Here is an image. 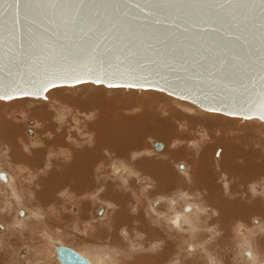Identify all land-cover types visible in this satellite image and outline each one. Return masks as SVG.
Returning a JSON list of instances; mask_svg holds the SVG:
<instances>
[{
  "label": "rangeland",
  "instance_id": "obj_1",
  "mask_svg": "<svg viewBox=\"0 0 264 264\" xmlns=\"http://www.w3.org/2000/svg\"><path fill=\"white\" fill-rule=\"evenodd\" d=\"M99 87H103V88H100V90L88 92V93H86V90H83L84 92H80L81 90H79L78 87L75 89L72 87H65V89H64V87H61V88H57L56 90L62 91V94L66 97H69V98L73 97V100H72L73 108H81L82 105L85 106L88 104H89V106H90V104L95 105V103L99 102V104L100 105L102 104V105L101 106L96 105V106L101 108V109L103 106L110 107L111 104H114V106L120 105V107H121L119 110L120 114H118V116H116V112H115L116 117L113 115V116H111L112 118L120 117V115L123 116V114L124 115L125 114L130 115L132 117L136 116V118L139 115H141L142 118L138 119L139 124H134V125H136L135 127H137L139 130L146 128L145 126L149 127V125L151 123L152 124L154 123V124H156V126L158 125V129H155V128L154 129L159 131L160 130L159 124H161L160 125V128H161L163 125L162 121L165 122V119L172 117L170 119H172L174 122L172 121L171 122L172 124L170 123L169 126L172 127L171 130L172 129L174 130V131L172 130L173 131L172 134H174V135L176 134L175 137L173 139L172 138L169 139V137L172 134L168 135L167 137H160V136L157 137L156 136L157 133H154L155 134L154 135L153 132L150 131V133H152V134H149V135L147 134V137H146L147 140H145V143H144L145 146L144 147L136 149V150L134 149L133 151L129 152L128 151L129 148L140 145L143 142L130 143V140H127L126 143L123 144L125 146L124 148L126 149L125 154L124 155H122V154L116 155V154L110 153L107 149H103L102 151H100L99 149L95 148L96 143H97L95 131H93V132L88 131L87 134L91 135L90 138L89 137L84 138L85 132L83 130H82V132H78V131H76V129H74L75 134L69 135L70 127L72 125V120H70V121L66 120L64 122H54V124H55L54 127L51 126L50 131H52V133L50 132V138H44V140H38V139L36 140L37 136L39 137L37 132L40 131V127L36 126V119L29 115V118L26 119L25 117H21L20 119L18 118V120H19L18 121V120L13 119L14 117H13L12 113L15 111L21 112V110L25 109L24 106H27V108H28V106L30 104L31 105L34 104L33 105L34 107H36L37 109H41L42 104H44L45 102H43L42 104H39V102H38L36 104L37 105L36 106L35 103H33L31 99L37 98L39 101H48L49 99H51L49 97L56 98L57 93L55 94V96H53L54 94H52L50 96V94L47 93L48 99H43L41 97H32V96L12 98V99H7V100L6 99H0V164H1V167L3 168L2 170L6 173L8 172V173L12 174L13 176L16 174L19 175V177H20V180L18 181L19 193L16 192L14 196L16 197V196L20 195V203L22 204V206H24V208L26 207V209H28L29 211L40 212L42 217H41V219L38 218V220L40 219L39 220L40 222L47 221L51 225V229H49L47 226L40 229V227H42V224L35 223V225L36 224L40 225V227L38 225H36L39 228V230H37V228L35 229L34 225H33V227H34L33 228L32 224H34L33 221L36 220V217L32 215L31 217H32L33 221H29L30 223L27 226H24V227L22 226L19 228V231H16V230H12L11 228H9L8 222L0 221V232H1L0 233V264H37V263L38 264L39 263L40 264H59V261L57 258L55 260L54 259L48 260L47 258L45 259L46 256L44 257V256H42V254L40 255L39 253L34 252V248L36 249V247H39L40 244L42 243V241H44L42 239V237H44L43 233H46L48 235V237L50 239L54 240L55 242H59L60 244L62 243L66 246L68 245L69 247H72V248H73V246L79 247L78 245L82 244L83 241H85V242L91 241L95 245H97L98 249L99 248L104 249L102 252H104L105 249L108 250V246L110 248L108 251H110V250L118 251V249H117L118 246H116L117 244L118 245L122 244V245H124L125 248H127V245L129 244L128 248L133 250L132 252L135 251L137 254H133L134 256L127 255L128 257H126V258H124L125 254L124 255L122 254L123 257H122V255H120L119 258H124L125 260L128 258L126 261L123 260L122 264H170V263L171 264H185V263L186 264H217V262H218L217 260H219V258L222 259V262H223L220 264H232V263L237 264L234 261L235 260L234 258H237V257H235L233 255L235 252V247H234V243L232 241V237H234V235L237 236L236 232H235L237 230L236 229L237 226L240 224H243V225L248 227L250 222L252 223V221H253L252 219H254L253 224H255V225L260 226L262 223H264V214H263L264 213V197H263L264 196L263 195L264 183H262V182H264V179H262V181H261L260 177H258L259 179L256 177L257 180L254 181L255 185H257V184L261 185L260 187L257 186L256 189H259V191H261L262 194L257 195V196L252 194V196H250V195H248L249 191L247 190V188L245 186L246 184L240 183L239 179H237V180L235 179L234 180L235 182L233 181V182H223L222 183V181L221 182L218 181L219 179L217 178V181H218L217 185H219L220 188L223 189L225 192H227L229 189H230V191H231V189H234V190L238 191V193H236L235 195H232L233 197L230 194H228L229 196L227 194L226 195L224 194L223 198H225V201H226V202L224 201L225 204H223V201H221L222 204L221 203H219V204L222 205V207H220L219 205L212 207L209 204L213 203L212 205H214L216 202L205 198L206 192L203 189H206V188L202 187L204 182L203 183L199 182L200 184L195 183L194 184L195 186L198 185V187H196V188L193 184H191V182H190L191 179H189L190 177L188 175L192 174L190 169H193V168L190 166H193V164L191 165V162H188V161L194 162L195 158H198V156L202 153L203 150H207L206 151L207 153L205 154V159L202 160L203 164H205V166L209 169V166L207 165V163H209L210 166L212 165L211 168L213 169V173L216 172L217 167H216V171H215L214 165L218 166V164L221 163L220 161H221V158H223L222 155L224 154V152H223L224 148L222 147L223 148L222 149L221 146L220 147L216 146L217 142H214L213 140L211 141L210 139L215 138V137H222L221 138L222 140L224 138L223 141H225V138L233 140V138H231L232 133L228 132V130H232L233 128H236L238 130L240 128L239 127L240 123L238 122V120L241 117H236L239 119H237V122H235L234 124L230 123V122H226V121H213V123H214L213 124L211 121V123H212L211 125L217 126V130H216V129H214V127L208 126L209 123H206L203 121H201L200 123H192L191 120L189 121V119H191L194 115H196L194 113V111H192V109L190 110V108L193 107V109H194L197 106L194 105L192 102H189L187 100H184V101H187L186 105L184 107H181L182 105L176 106L174 102L173 103L169 102L168 99H170L172 96L168 95L165 92H159V91L153 90V89H151V90H153L156 93H159L161 96H165L167 98H164V97L162 98L161 96H157V95H152V97H145V98L141 97L142 96L141 92L146 91L144 89L142 91H140L141 89L135 90L134 88H132V89L126 88V89H121L120 93H118V94H112V93L107 92L108 90L106 88H104V86H99ZM85 88L89 91L92 90L89 86H86ZM67 91H69V92H67ZM71 91L72 92L74 91V92L72 93ZM27 98H30V99H27ZM176 99H178V98H176ZM25 101L27 102L28 105L25 103ZM125 102H127V107L123 108L122 103H125ZM151 104H153V105H151ZM172 104L174 107L172 106ZM156 105H158V107ZM159 105H161V106L159 107ZM188 105H189V107H188ZM19 106L22 107V109L18 108ZM168 106L173 107L176 110L178 109L179 112L181 111V113H183V114H181L182 119L185 118V120H182L181 118H178V117L174 118L172 116L173 115L172 113L169 114L168 112H170V108ZM161 107L164 109H162ZM187 107L189 110H185ZM168 108H169V110H168ZM182 109L184 111H187V112H183ZM198 109L202 110L201 108H198ZM9 110H11V111H9ZM99 110H97V114L95 117H93V116H92L93 118L91 117L94 120V122H96L98 120L99 115H101L98 112ZM164 110H166L167 112H165ZM202 111H204V110H202ZM26 114L27 113H25V115ZM184 114H186V116ZM219 115H222V114H219ZM189 116H191V117H189ZM223 116H225V114ZM105 117H106L105 120H107V121H109V119H111L110 117H108L106 115H105ZM125 117H127V116H125ZM227 117L234 119L233 117H230L228 115H227ZM94 118L95 119L97 118V119L95 120ZM187 118H188V120H186ZM210 118H212V117H210ZM6 119H8V120L6 121ZM92 119H89L87 121L89 123H92L93 122ZM26 120H33V123L35 122V124H33L31 121L26 122ZM18 123L20 124V126ZM152 124H151V127H152ZM220 124H222V125H220ZM66 125H70V127L66 128ZM134 125H133V127L131 126L132 129H134ZM143 125H144V128H142ZM187 125H188V127H187ZM189 125H192V127ZM58 127H59V129H58ZM151 127H149V128H151ZM255 127L258 129H254L253 131L256 132L257 134L260 133L259 136L257 137L259 139V140H257V146H258L257 148L260 149V150H258L259 151L258 154L260 155V157L263 156L262 158L259 159V155L257 154V158H255V160L258 159L257 163L258 164L261 163L260 167L262 169H260L259 172H261L263 174L264 173V162H263L264 161V140L262 138H264V121L259 119L258 122L255 123ZM13 129H15V130H13ZM60 129L62 130V133L64 134L63 135L64 141L60 140V136L62 135V134H59ZM184 131H186V133ZM140 134H141L140 136H143L142 133H140ZM197 135H200V136L198 137ZM207 135H208V138H207ZM152 136H154V137H152ZM28 138L32 139V145H29L27 143ZM208 140H210V141H208ZM34 141H36V143ZM37 141H41L42 144H38ZM234 141H236V140H234ZM245 141H247V142H245ZM254 141H255L254 137H251V138L248 137L246 139H242V140H239L237 142L241 145V147L245 146L244 150H249V149H251V146H254ZM259 141H260V143H259ZM156 142H162L163 146L160 149H157L155 146ZM207 143L212 144V146H213L212 149H211V147H209V148L207 147L208 146ZM24 146H27L29 149L26 150V148ZM262 146H263V148H262ZM84 147H87V150H94V152H96V154L98 155V160L100 159V160L107 162V163H103V162L98 163L100 160L98 162H97V160H94L95 166L93 167V171H95L100 165L104 169L99 170V171L98 170L95 171L96 174H95V172L91 171L94 174L93 177H96V179L94 180V178L89 176L86 179V182H87L86 189L79 188V189H77V191H73L72 187H70V186H66V187L62 186L63 188L60 187L58 190L56 188L52 189V191H50V193H53V194L49 195V192L47 190H48L49 185L51 184V180L48 178V176L52 177V175L51 174L48 175V173H50L51 172L50 170H52L54 168H52L50 166V169H46L45 160L49 159L48 155L53 154L54 156H59V153H62V154H60V157H62L63 155L68 154L69 153L68 150H70L71 148H73L74 150H83ZM60 148L63 150L60 151ZM167 148L170 149L171 151H172V149L174 152L176 151V155L174 156V155H170V154H164V152L167 150ZM40 150H44L46 156L44 155L41 160H39L38 162H35L34 166H31V165L25 166L28 162L30 163V162H34L36 160V152L40 151ZM208 150L210 151V153H208L209 152ZM54 151H57V153H55ZM178 152H182L183 154H181L179 156L177 154ZM199 152H200V154H199ZM212 152H213V154H212ZM222 152H223V154H222ZM156 153L161 154V156L157 159V164L156 165L148 164L145 161V159L151 160V157L155 156ZM260 153H263V155H261ZM111 155H112V157H111ZM250 158H251V156L249 155V157H247V162H249V160L251 162ZM57 159H59V158H57ZM60 159L62 161L61 164L66 163V161L63 160V158H60ZM160 159L163 161L164 164H167V166L163 167V169L160 166V162H162V161H160ZM219 159H220V161H219ZM139 161L144 162L145 166H149V167H146L147 169L145 167L136 168V169H139V172L137 173L136 176H130L129 177V180H130V181H128L129 184L127 183L125 185V187L122 186L123 184L120 183L119 179H118L119 181L116 179L117 177L121 178L123 176H114L111 174V172L109 174V175H111V177L108 176V181H107L109 184L108 187H107V184H104V183H107L106 182L107 178L104 179L103 176H104V174L105 175L107 174V173H105V171H109V170L111 171V165L120 164V165L125 166L127 169H129V171H131V169L128 168L127 163L132 164V163L136 162V164H137V162H139ZM215 161H217L218 163ZM179 164H185L186 168L182 169L179 166ZM248 165H244V168L245 167L250 168L249 166L251 165V168L255 169L251 163L249 166ZM255 167H257V166H255ZM78 169H79V171L82 172L83 170L86 169V167L85 168L78 167ZM136 169H135V172H136ZM235 169H238V168H235ZM245 170H246L245 172L241 173V171H242L241 170L239 172L236 171L235 174L234 173L233 174L235 176L238 175L236 177H239V178L243 177L244 179H246L247 176H249V174H246V173H248V171H247V169H245ZM187 171L189 173L190 172L191 173L187 174ZM56 172L60 173V171L57 170V168H56ZM161 172H162V174H161ZM52 173H53V171H52ZM153 173H155V174H153ZM97 174H99V177ZM244 174H246V175H244ZM112 176L116 177V178L114 179ZM138 176L143 177V179L140 180L141 177L139 179ZM153 176H155V177H153ZM53 177L55 178V175ZM91 179H92V181H91ZM131 179H132V181H131ZM113 181H114V184L116 183V187H115V185L112 186ZM121 181H124V180L121 179ZM3 182H5V181L3 180ZM88 182H89V184H88ZM134 183L136 186L134 185ZM182 183H184V185H182ZM224 183H226V184H224ZM231 183H233V186ZM150 184H151V186H150ZM220 184L221 185L224 184V187L222 188ZM103 185H106V186H103ZM139 185H140V188H139ZM190 185H193V186L190 187ZM129 186H131V187H129ZM141 186H143V187H141ZM144 186L146 188H144ZM57 187H59V185H57ZM132 187H134V191H136V192L139 190L140 196H138V199H137V197H133V196H136V194L133 193ZM108 188L111 191V193H109L110 191L108 190ZM146 189L148 190V193H147ZM206 190H208V189H206ZM15 191H17V190H15ZM141 191H142V193H141ZM62 192H65L66 194L63 195V194H61ZM77 192L78 193L82 192V194L77 196V194H78ZM121 192H122V194H124L123 196L120 195ZM197 192H198V194H197ZM115 193L119 194V195H116ZM126 193H128V194H126ZM181 193H184L185 195L182 197ZM47 195H49V196H47ZM112 195H114V196L111 197ZM129 195H131V196H129ZM157 195H158V197H157ZM14 196H13V198H14ZM50 196H51V198H49ZM187 196H190L192 198L194 197L193 200L197 204L198 209L193 210L195 212L197 211L195 213L196 219L191 220L188 223L189 228L184 230V232H183L184 234L183 233L177 234V235L172 234V232H174L175 230L172 231V229L170 227L171 224H168L163 217L159 218V216L158 217L155 216L156 214H153L151 209H154V207H158L159 209L161 208L160 210L164 211L165 210L164 208L166 207V205H165L166 203H164V202L170 201V197H171V199L172 198L178 199L179 197H180L179 199H181V198H185ZM124 197H126V198H124ZM150 197H152L153 199L151 198V200H150ZM112 198L113 199L117 198V200L116 201L112 200ZM155 198L157 200L158 199L162 200V205L160 204L161 206L160 205L159 206L153 205L152 202L156 201ZM163 198H164V200H163ZM55 199H57L58 201H56ZM154 199H155V201H153ZM7 200L11 201V197L8 193L5 197L0 194V206H3ZM255 201L262 203V204H260L261 206L259 205L260 211H258V213H255L254 215L251 214V216H250V213H251L250 206H252V204L254 205ZM15 202H17V200H15ZM115 203H117V204H115ZM114 204L116 205V207L112 208V206H115ZM205 204H207V206ZM103 205H105V206H103ZM117 205L119 206V208ZM199 206H200V208H199ZM205 206L210 207L211 209L212 208L216 209L218 212H215L216 214H214V212H210V208H205ZM19 207H21V205ZM101 207H106V209L110 207L112 209L115 208L116 210L115 209L111 210L109 208V209H107L108 211H111V212L113 211L112 213H110V212L108 213L109 216L106 215L107 211H105L106 213H104L103 215H100V214H98V212H99ZM228 207H229V209L231 207H233L230 209L232 212L228 209ZM245 207H249V208L247 209ZM220 208H222V209L219 210ZM226 208H227L228 212L225 210ZM200 209L205 210V212L209 210V212H207L208 214L204 213V212L201 213L202 211ZM59 211L61 213L56 214V212H59ZM119 211H121V212H119ZM193 211H191V212H193ZM198 211H200V212H198ZM219 212H221V213L219 214ZM229 212H231V213H229ZM139 213L145 214V217L143 215L142 219H141V217H140L141 215ZM211 213H213L214 215ZM29 214L31 215V213H29ZM62 214H63V216H61ZM110 214H111V216H110ZM221 214H223L225 216V219L223 216H221ZM230 214H231V216H230ZM242 214H243V216H242ZM11 215H12V212H11V214H9L10 217L8 216V221L11 220ZM235 215H236V217H235ZM262 215H263V217H262ZM219 216L222 218H220ZM229 216H230V218H229ZM112 217L114 218V220ZM95 218L97 221L94 220ZM110 219L112 220V223L108 222V220H110ZM130 219H131V221H130ZM255 219H261L260 223H259V220L256 221ZM121 220H123V221L121 222ZM158 220H160V222ZM161 220L164 223L161 222ZM211 220H212V222H211ZM213 220H215V222ZM205 221H206V224H205ZM101 222H103L104 224L107 222L105 224L107 227L100 225V224H102ZM219 223H220V225H219ZM165 224H168V225L166 226ZM56 226H59L60 228L62 227V230L64 232V233H62L63 234L62 237L65 238L66 240L62 239V237H56L53 234V230H55L54 227H56ZM31 227H32V230H31ZM95 227H96V229H95ZM193 227L195 229H193ZM216 227H217V229H216ZM221 227L223 228V231H222ZM141 228H143L144 230L143 229L141 230ZM146 228H148L149 230ZM167 228H169L170 230L168 229V231H166ZM224 228H226V229H224ZM48 229L49 230L53 229V230L49 231ZM100 229L101 230L102 229L107 230L106 236H101V237L98 236L97 237V235H98L97 232ZM156 229H158L159 232ZM215 229H216V231H215ZM9 231H11V232H9ZM170 231H171V233H170ZM245 231H246V229L243 228L242 233ZM67 232L72 234V236L70 235L71 237L70 236L67 237L66 236ZM157 232H158V234H157ZM197 232H199V233L197 234ZM206 232H207V234H206ZM215 232H217V234L219 235L218 237L215 234ZM126 233L130 234L132 237H130V235L128 236V234H126ZM145 233L146 234L149 233L148 234L149 236L146 235ZM159 233H160V236H159ZM224 233H225V235L227 234V236H228V239L226 236L227 242L223 239L225 236ZM46 234H44V235H46ZM191 234L196 239V241L198 240L200 242V239L207 240L204 243V245L206 243H209V244H207L208 247H209V245H210V247H212L213 245L216 244V246H214L212 248V251H213L212 256H209V255L206 256V254H205V256H206L205 257L201 253V251H203V250H201V251L199 250L197 252H191L190 249L187 248L189 242L194 239ZM202 234H204L205 236ZM125 235L128 237H126ZM137 235H141V236H139L137 238ZM161 235L163 237H161ZM147 236L149 238H147ZM199 236H200V238H199ZM119 237L121 238V240L119 239ZM123 237H125V239ZM130 238H131V240L134 241L133 243L130 240ZM146 238L149 241H147ZM160 238H162L161 240H164L163 243L160 242ZM169 238H171V239H169ZM220 239L221 240L223 239V242ZM263 239H264V234L260 236V240L257 238V240H258L257 243H260L259 245L264 248ZM118 240H120L122 243ZM184 240H186V241H184ZM145 241H146V243H145ZM168 241L170 243H168ZM220 241H221V243H220ZM44 242H47V240ZM116 242H117V244H116ZM152 242H158L159 247H157V246L154 247V244H152ZM112 243H114V245ZM141 243H142V245L145 243L143 245L145 247V249L143 248L144 250L141 249L142 248ZM175 243H176V246H175ZM210 243L211 244L213 243V244L211 245ZM223 243L225 244V246ZM226 243H228L229 246ZM10 245H12V246H10ZM48 245L49 244L47 243L46 246H48ZM146 245H147V249H146ZM218 246H220V248H217ZM132 248H134V249L136 248V249L134 250ZM155 248H157L156 249L157 251L155 250ZM163 248H165V249H163ZM114 249H116V250H114ZM222 249L224 251H222ZM107 250H106V252H107ZM140 250H142V251H140ZM175 250H176V252L174 253ZM219 251H221V252L219 253ZM178 252H180V253H178ZM214 252H215V254H214ZM139 253H140V255H139ZM187 253L188 254L190 253L192 255H190V254L187 255ZM152 254L154 255V257L152 256ZM220 254H222V256ZM157 255L159 256V258H157L158 257ZM230 255H231V258H229ZM150 256H152V257L150 258ZM161 256H163V257L161 258ZM195 256H196V258H195ZM198 256H199V258H198ZM131 257H132V259H131ZM203 257H205V258H203ZM213 257H214V259H213ZM39 258L43 259V262ZM176 258L177 259L179 258V260H177ZM182 258H183V260H182ZM211 260L214 262H212ZM31 261H33V262H31ZM172 261H173V263H172ZM44 262H46V263H44ZM118 264H121V261ZM218 264H219V262H218ZM243 264H245V263H243Z\"/></svg>",
  "mask_w": 264,
  "mask_h": 264
},
{
  "label": "water",
  "instance_id": "obj_2",
  "mask_svg": "<svg viewBox=\"0 0 264 264\" xmlns=\"http://www.w3.org/2000/svg\"><path fill=\"white\" fill-rule=\"evenodd\" d=\"M76 2L0 0V96L7 100L28 92L43 98L46 93L33 84L46 73L67 71L71 75L56 78L57 84L70 85L77 77L92 83L103 79L104 86L148 84L150 89H136H163L207 111L264 121V0ZM75 8L103 19L105 30L111 23L118 29L104 40L116 52L105 57L102 68L84 54L67 56L59 46L71 35L63 21ZM225 59L227 66L218 70ZM0 178L7 180L4 171ZM55 248L62 264H92L72 247Z\"/></svg>",
  "mask_w": 264,
  "mask_h": 264
},
{
  "label": "bare ground",
  "instance_id": "obj_3",
  "mask_svg": "<svg viewBox=\"0 0 264 264\" xmlns=\"http://www.w3.org/2000/svg\"><path fill=\"white\" fill-rule=\"evenodd\" d=\"M86 86H89L92 90L91 91H89V90H87L85 87ZM100 85H96V84H94V83H92V82H88V83H84V84H80V85H78V86H76V87H72V88H79V90H81L80 92H84L83 90H86V93H88V92H93V91H97V90H100V88H103V87H99ZM104 86V85H103ZM104 88H106L108 91L107 92H109V93H112V94H118V93H120V91H121V89H126V88H118V89H110V88H107L106 86H104ZM63 89V88H62ZM64 89H65V87H64ZM73 89V90H74ZM129 89H132V88H129ZM135 90H136V88H134ZM70 90V89H69ZM143 89H141L140 91H142ZM158 91V90H157ZM67 92H69V91H67ZM72 92V91H71ZM74 92V91H73ZM72 92V93H73ZM100 92V91H99ZM104 92V91H103ZM125 92V91H124ZM132 92V91H131ZM138 92V91H137ZM159 92H162V91H159ZM57 93V97L56 98H54V97H49V98H51V99H49L48 101H39L37 98L36 99H31L32 100V102L33 103H35V105L39 102V104H42L43 102H45L44 104H42V106H41V109H37L36 107H34L33 105H31L30 103V105L28 106V108H27V106H24V110H21V112H13L12 113V115H13V119H15V120H18V118L20 119L21 117H25L26 119L27 118H29V115L31 116V117H34L35 119H36V126H38V127H40V131L39 132H37L38 133V135H39V137L37 136V138H36V140L38 139V140H44V138H50V132L52 133V131H50L51 130V126H53L54 127V122H64V121H70V120H72V125H71V127H70V125H66V128H69L70 127V131H69V135H74L75 134V130L74 129H76V131H78V132H82V130L85 132L84 134V138H87V137H89L90 138V136L91 135H88L87 133H88V131H91V132H93V131H95L96 133H95V136H96V139H97V143H96V146H95V148H97V149H99L100 151H102L103 149H107L110 153H113V154H116V155H124L125 154V152H126V149L124 148L125 146L123 145V144H125L126 143V141L127 140H130V143H138V142H143L142 144H140V145H137V146H135V147H131V148H129L128 149V151L129 152H131V151H133L134 149L136 150V149H139V148H142V147H144L145 146V140H147V134L149 135V134H152V133H150V131L151 132H153V134L154 133H157L156 134V136L158 137V136H160V137H167L168 135H171L172 134V132L174 131L173 129V131L171 130V128L172 127H170L169 125H170V123L173 121L172 119H170V118H172V117H169V118H167V119H165V122H163L162 121V127L160 128V125L161 124H159V131L158 130H155V129H158V125L156 126V124H152V127H151V124L149 125V127H151V128H149L148 126H145L146 128H144V125L146 124H144L143 125V127L142 128H144V129H142V130H139L137 127H135L136 125H134V124H139V118H142V116L141 115H137L138 117L136 118V116H130V115H124L123 114V116L122 115H120V117H117V118H112L111 116H115V112H116V116H118V114H120V105H115L114 106V104H111V106L110 107H106V106H103L102 107V109L101 108H99V107H97L96 105H99V106H101L100 104H99V102H97V103H95V105H92V104H90V106H89V104L88 105H82V107L81 108H73V103H72V100H73V97H66V96H64L63 94H62V91H59V90H56V89H53L50 93H48V94H50V96L52 95V94H54L53 96H55V94ZM47 94V93H46ZM48 94H47V96H48ZM76 94V93H75ZM94 94V93H93ZM80 95V94H79ZM131 95V94H130ZM141 97H152V95H157V96H161L159 93H156L155 91H153V90H146V91H142L141 92ZM81 96V95H80ZM83 96V95H82ZM85 97V96H84ZM162 98L164 97V98H167V97H165V96H161ZM27 99H30V98H27ZM21 100V99H20ZM169 100V102H174L175 103V105L176 106H178V105H182L181 107H184L185 105H186V102L187 101H184L183 99H176V97H171L170 99H168ZM24 101V100H23ZM27 101V100H26ZM25 101V103L27 104V102ZM79 101V100H78ZM92 101V100H91ZM98 101V100H97ZM123 102V101H122ZM21 104V103H20ZM123 104V108H126L127 107V102H125V103H122ZM19 105V104H18ZM28 105V104H27ZM141 105V104H140ZM151 105H153V104H151ZM165 105V104H164ZM167 105V104H166ZM195 105V104H194ZM193 105V106H194ZM37 106V105H36ZM157 107H158V105H156ZM161 105H159V107H160ZM172 106H173V104H172ZM175 106V107H176ZM197 106V105H196ZM40 107V106H39ZM169 108H170V112H168L169 114H173L172 116L175 118V117H178V118H181L182 119V116H181V114H183V113H181V111L179 112L178 111V109L176 110V109H174L173 107H170V106H168ZM188 107H189V105H188ZM188 107L185 109V110H189L188 109ZM18 108H21L22 109V107H18ZM162 108V107H161ZM169 108H168V110H169ZM179 108V107H178ZM197 108V109H196ZM196 108H194L193 109V107L192 108H190V110L192 109V111H194V113L196 114V115H194L191 119H189V121L191 120V122L192 123H200L201 121H203V122H206V123H209L208 124V126H212V127H214V129H216L217 130V126H214V125H211L212 123H213V121H226V122H230V123H235V122H237V119H239V118H236V117H233L234 119H231V118H229V117H227V115L225 114V116H223L224 114H222V115H219V114H221V113H217V112H211V111H207V110H204V109H202V110H204V111H202V110H200V109H198V108H200V107H196ZM100 109V110H99ZM162 109H164V108H162ZM184 109V108H183ZM182 109V111L183 112H187V111H184ZM97 110H99L98 112H99V114H101V115H99V117H98V120L96 121V122H94V120L92 119L93 117H95L96 116V114H97ZM116 110V111H115ZM9 111H11V110H9ZM165 112H167L166 110H164ZM25 113H27L26 115H25ZM105 115L106 116H108V117H110L111 119H109V121H107V120H105ZM180 115V116H179ZM185 116H186V114H184ZM193 115V114H192ZM93 116V117H92ZM115 116V117H116ZM125 116H127V117H125ZM184 116V117H185ZM6 117V116H5ZM92 117V118H91ZM135 117V118H134ZM183 117V118H184ZM189 117H191V116H189ZM210 117H212V118H210ZM231 117V116H230ZM236 118V119H235ZM89 119H92V123H89L87 120H89ZM95 119V118H94ZM97 119V118H96ZM95 119V120H96ZM258 118H251V119H243V118H240L239 120H238V122L240 123V128L237 130L236 128H233L232 130H228V132H230V133H232V135H231V138H233V140L232 139H227V138H225V141H223L224 140V138H223V140L221 139L222 137H215V138H211L210 140L212 141H214V142H217V145L216 146H221V148L223 147L224 148V154H223V152H222V156H223V158H221V161H220V159H219V161L221 162L220 164H218V166H216V165H214L215 167H214V169H215V171H216V167H217V171L216 172H214L213 173V169L211 168V166H210V164L209 163H207V165L209 166V169L205 166V164H203V159H205V154L207 153L206 151L207 150H203L202 151V153L200 154V152H199V156H198V158H195V160H194V162H192V161H188V162H191V165L193 164V166H190V167H192L193 169H190V171L192 172V174H190L188 171H187V174H190V175H188L190 178L189 179H191V184H195V183H199V182H204V184H203V188H206V189H208V190H206V189H203L206 193H205V198L206 199H209V200H212V201H215L216 203L214 204V205H212V204H209L210 206H212V207H214V206H216V205H219L220 207H222V205H220L219 203H221V201H223V204H225L224 203V201H225V198H223V196H224V194L226 195H228V194H230L231 196L232 195H235L236 193H238V191H236V190H234V189H231V191H230V189L227 191V192H225L223 189H221L220 188V186L219 185H217L218 184V181H222V183L223 182H233L235 179L237 180V179H239L240 180V183H243V184H246L245 186H246V188H247V190L249 191L247 194L248 195H250V196H252V194H254L255 196H257V195H261L262 194V192L261 191H259V189H256L257 188V186L258 187H260L261 185L260 184H257V185H255V183H254V181L255 180H257V178L258 177H260V180L262 181V179H264V173L262 174L261 172H259V170L260 169H262L260 166H261V163L260 164H258L257 162H258V159H256L255 160V158H257V154L259 153V151L258 150H260L259 148H257L258 146H257V140H259L257 137L259 136V134H257L256 132H254L253 130L254 129H258V128H256L255 127V123L256 122H258V120H257ZM8 119H6V121H7ZM182 120H185V118L184 119H182ZM186 120H188V118L186 119ZM229 120V121H228ZM11 121V120H10ZM19 121V120H18ZM32 122L33 123V120H26V122ZM188 121V122H189ZM211 121H212V123H211ZM131 122V123H130ZM174 122V121H173ZM14 123V122H13ZM157 123V122H156ZM261 123V122H260ZM5 124V123H4ZM11 124V123H10ZM16 124V123H15ZM19 124V123H18ZM33 124H35V122L33 123ZM172 124V123H171ZM214 124V123H213ZM62 125V124H61ZM133 125H134V129H132V127H133ZM220 125H222V124H220ZM17 126V125H16ZM19 126H20V124H19ZM132 126V127H131ZM189 126H191L192 127V125H189ZM232 126V125H231ZM170 127V128H169ZM187 127H188V125H187ZM155 128V129H154ZM58 129H59V127H58ZM212 129V128H211ZM13 130H15V129H13ZM74 130V131H73ZM155 131V132H154ZM187 131V130H186ZM186 131H184L185 133H186ZM256 131V130H255ZM259 131V130H258ZM140 133H142L143 134V136H140L141 134ZM176 133V132H175ZM178 133V132H177ZM184 133V134H185ZM59 134H62L61 136H60V140L61 141H64V134L62 133V130L60 129L59 130ZM13 135V134H12ZM18 135V134H17ZM155 135V134H154ZM176 135V134H175ZM175 135L174 134H172L170 137H169V139H173L174 137H175ZM184 136V135H183ZM198 137L200 136V135H197ZM152 137H154V136H152ZM185 137V136H184ZM228 137V136H227ZM248 137H254L255 138V141H254V146H251V149H249V150H244V148H245V146H242L241 147V145L237 142V141H239V140H242V139H246V138H248ZM188 138V137H187ZM207 138H208V135H207ZM206 138V139H207ZM12 139V138H11ZM160 139V138H159ZM166 139V138H165ZM201 139V138H200ZM263 140H264V138H262ZM167 140V139H166ZM210 140H208V141H210ZM234 140H236V141H234ZM234 141V142H233ZM35 143H36V141H34ZM245 142H247V141H245ZM27 143L29 144V145H32V139H27ZM37 143L38 144H42L41 143V141H37ZM259 143H260V141H259ZM174 144V143H173ZM214 144V143H213ZM216 144V143H215ZM119 145V146H118ZM207 147L209 148V147H211V149H212V144H208L207 143ZM211 145V146H210ZM174 146V145H173ZM25 148H26V150L27 149H29L27 146H24ZM171 147V146H170ZM206 147V148H207ZM205 148V149H206ZM222 148V149H223ZM262 148H263V146H262ZM261 148V149H262ZM210 149V150H211ZM57 150V149H56ZM61 150H63V149H61L60 148V151ZM73 150V151H72ZM256 150V151H255ZM59 151V150H58ZM69 151V153L68 154H65V155H63L62 157H60V154H62V153H59V156H54L53 154H49L48 155V158L49 159H47V160H45V163H46V169H50V166L52 167V168H54V169H52V170H50L51 172L50 173H48V175L49 174H51L52 175V177L51 176H48V178L51 180V184L49 185V187H48V192H49V195H51V194H53V193H50V191H52V189H54V188H56L57 190L60 188V187H66V186H70V187H72V190L73 191H77V189H79V188H84V189H86V184H87V182H86V179L90 176V177H92V178H94V180L96 179V177H93L94 176V174L92 173V172H95V171H99V170H103L104 168L100 165L95 171H93V167L95 166V163H94V160H97V162L100 160H98V155L96 154V152H94V150H87V147H84L83 148V150H74L73 148H71L70 150H68ZM72 151V152H71ZM209 151V150H208ZM258 151V152H257ZM55 153H57V151H54ZM208 153H210V151L208 152ZM112 154V155H113ZM164 154H170V155H176V151L174 152L173 151V149H172V151L170 150V149H168L167 148V150L164 152ZM179 156L181 155V154H183L182 152H178L177 153ZM212 154H213V152H212ZM261 155H263V153H260ZM46 156V154H45V151L44 150H40V151H37L36 152V160L34 161V162H28L25 166H28V165H31V166H34L35 165V162H38L39 160H41L42 159V157L43 156ZM112 155H111V157H112ZM249 155L251 156V162H250V160H249V162H247V157H249ZM259 155V154H258ZM161 156V154H155V156H153V157H151V160H146L145 159V161L148 163V164H152V165H156L157 164V159L159 158ZM213 156V155H212ZM177 157V156H176ZM207 157V156H206ZM263 157V156H262ZM262 157H260V155H259V159L260 158H262ZM57 158H59V159H57ZM60 158H63V160L64 161H66V163H63V164H61V159ZM175 159V158H174ZM215 159V158H214ZM218 160V159H217ZM68 161V162H67ZM160 161H162L161 159H160ZM107 163L106 161H103V160H100L98 163ZM215 162H217V161H215ZM264 162V161H263ZM218 163V162H217ZM250 163L253 165V167L255 168V169H253V168H251V165H250ZM128 164V168H130L131 169V171H129V169H127L125 166H123V165H120V164H113V165H111V171L109 170V171H105V173H107L106 175L104 174V179H106L107 178V180H106V182L108 181V176H110L111 177V175H109L110 174V172H111V174L112 175H114V176H123V177H121V178H116V177H113L114 179L116 178L117 180L119 179L120 180V183H122L123 185V187H125V185L128 183V181H130L129 180V177L130 176H136L137 175V173L139 172V169H136V168H143V167H149V166H145V163L144 162H141V161H139V162H137V164H136V162L135 163H132V164H129V163H127ZM190 164V163H189ZM250 166H249V165ZM181 164H179V166H180ZM184 165V167L182 168V169H184V168H186V165L185 164H183ZM244 165H248L250 168H248V167H245L244 168ZM263 165V164H262ZM160 166H161V168L163 169V167H165V166H167V164H164L163 163V161L162 162H160ZM255 166H257V167H255ZM78 167H81V168H85L86 167V169L85 170H83L82 172L81 171H79V169H78ZM135 167V168H134ZM189 167V168H190ZM56 168H57V170H59L60 171V173H57L56 172ZM168 168V167H167ZM235 168H238V169H235ZM3 168L1 167V164H0V172L1 171H3L2 170ZM135 169H136V172H135ZM147 169V168H146ZM245 169H247V171H248V173H246V174H249V176H247V178L246 179H244L243 177H241V178H239V177H236V176H238V175H234L235 174V172L237 171V172H239V171H241V173L242 172H245L246 170ZM257 169V170H256ZM160 170V169H159ZM52 171H53V173H52ZM92 171V172H91ZM159 172V171H158ZM157 172V173H158ZM22 173V172H21ZM98 173V172H97ZM156 173V174H157ZM234 173V174H233ZM5 174H6V177H7V180H4L5 182H3V179L2 178H0V194L2 195V196H6L7 195V193L10 195V197H11V201H9V200H7L6 202H5V204L3 205V206H0V221H5V222H8L9 223V228H11L12 230H16V231H19V228L20 227H24V226H27L30 222L29 221H33V219H32V215L33 216H35L36 217V220L35 221H33V223L34 224H32V227H33V225H34V227H35V229L37 228V230H39V228L36 226V225H38V224H36L35 225V223H40V224H42V227H40V225H38L39 227H40V229L41 228H43V227H48L49 229H51V225L47 222V221H42V222H40L39 220L41 219V217H42V215L40 214V212H36V211H29L28 209H26V207L24 208V206H22V204L20 203V195H18V196H14L15 195V193L16 192H18L19 193V187H18V181L20 180V177H19V175L18 174H16V175H12V174H10V173H6L5 172ZM95 174H96V172H95ZM153 174H155V173H153ZM161 174H162V172H161ZM184 174V173H183ZM214 174V175H213ZM246 174H244V175H246ZM55 175V178L53 177ZM98 175V177H99V174H97ZM125 175V176H124ZM142 175V174H141ZM158 175V174H157ZM192 175V176H191ZM97 177V178H98ZM139 177V176H138ZM141 177V176H140ZM140 177H139V179H140ZM153 177H155V176H153ZM257 177V178H256ZM262 177V178H261ZM137 178V177H136ZM187 178V177H186ZM217 178L219 179L218 181H217ZM2 179V180H1ZM121 179L122 180H124V181H121ZM143 179V177H141V179L140 180H142ZM259 179V178H258ZM111 180V179H110ZM118 180V181H119ZM139 180V181H140ZM91 181H92V179H91ZM98 181V180H97ZM112 181V180H111ZM117 181V182H118ZM131 181H132V179H131ZM103 182V181H102ZM105 182V181H104ZM235 182V181H234ZM201 183V184H202ZM262 183H264V182H262ZM88 184H89V182H88ZM104 184H107V187H108V182L107 183H104ZM118 184V183H117ZM129 184V183H128ZM200 184V183H199ZM216 184V185H215ZM224 184H226V183H224ZM224 184L223 185H221V187L223 188L224 187ZM232 184V186H233V183H231ZM236 184V183H235ZM57 185H59V187H57ZM112 185V184H111ZM115 185V187H116V183L114 184V181H113V185L112 186H114ZM134 185H135V183H134ZM143 185V184H142ZM182 185H184V183H182ZM193 185H190V187L191 186H193ZM81 186V187H80ZM88 186V185H87ZM103 186H106V185H103ZM119 186V185H118ZM117 186V187H118ZM136 186V185H135ZM150 186H151V184H150ZM195 186V185H194ZM226 186V185H225ZM62 187V188H63ZM128 187V186H127ZM129 187H131V186H129ZM141 187H143V186H141ZM148 187V186H147ZM196 187H198V185L197 186H195V188ZM236 187V186H235ZM234 187V188H235ZM96 188V187H95ZM139 188H140V185H139ZM144 188H146L145 186H144ZM150 188V187H149ZM229 188V187H228ZM232 188V187H231ZM127 189V188H126ZM132 189H133V193L134 194H136V196H133V197H137V199H138V196H140L139 195V190L136 192V191H134V187H132ZM148 189V188H147ZM146 189V190H147ZM183 189V188H182ZM181 189V190H182ZM225 189V188H224ZM15 190H17V191H15ZM108 190H109V188H108ZM137 190V189H136ZM141 190V189H140ZM87 191V190H86ZM101 191V190H100ZM110 191V190H109ZM122 191V190H121ZM131 191V190H130ZM145 191V190H144ZM143 191V192H144ZM129 192V191H128ZM184 192V191H183ZM78 193V192H77ZM109 193H111V191L109 192ZM141 193H142V191H141ZM140 193V194H141ZM147 193H148V190H147ZM180 193V192H179ZM48 194V193H47ZM61 194H63V195H65L66 193L65 192H62ZM82 194V192H79L78 194H77V196L78 195H81ZM116 194V193H115ZM114 194V195H115ZM126 194H128V193H126ZM125 194V195H126ZM133 194V195H134ZM152 194V193H151ZM182 195V197L185 195L184 193H181ZM197 194H198V192H197ZM200 194V193H199ZM49 195H47V196H49ZM114 195H112L111 197H113ZM116 195H119V194H116ZM120 195H124V194H122V192H121V194ZM132 195V194H131ZM131 195H129V196H131ZM143 195V194H142ZM146 195V194H145ZM201 195V194H200ZM263 195H264V192H263ZM13 196H14V198H13ZM53 196V195H52ZM76 196V195H75ZM85 196V195H84ZM144 196V195H143ZM229 196V195H228ZM230 196V197H231ZM54 197V196H53ZM52 197V198H53ZM117 197V196H116ZM147 197V196H146ZM149 197V196H148ZM157 197H158V195H157ZM162 197V196H161ZM233 197V196H232ZM264 197V196H263ZM49 198H51V196L49 197ZM124 198H126V197H124ZM129 198V197H128ZM132 198V197H131ZM142 198V197H141ZM151 198L152 197H150V200H151ZM168 198V197H167ZM180 198V197H179ZM176 199V198H172L171 199V197H170V201H166V202H164V203H166L165 205H166V207L164 208L165 210L163 211V210H160L158 207H154V209H151V211H152V213L153 214H156L155 216H159V218L160 217H163L165 220H166V222L168 223V224H171L170 225V227H171V229H172V231L173 230H175L174 232H172V234H175V235H177V234H182L183 232H184V230H186L187 228H189V222L191 221V220H194V219H196V216H195V213L197 212H195V211H193V210H196V209H198L197 208V204H196V202L193 200V198L192 197H190V196H187V197H185V198H181V199ZM228 198V197H227ZM119 199V198H118ZM134 199V198H133ZM148 199V198H147ZM153 199V198H152ZM156 199V198H155ZM155 199L153 200V201H155ZM15 200H17V202H15ZM56 201H58L57 199H55ZM112 200H117V198L116 199H113L112 198ZM131 200V199H130ZM149 200V199H148ZM163 200H164V198H163ZM138 201V200H137ZM206 201V200H205ZM139 202V201H138ZM199 202V201H198ZM197 202V203H198ZM203 202V201H202ZM226 202V201H225ZM111 203V202H110ZM151 203V202H150ZM153 203V205H155V206H159L160 204L162 205V200H160V199H156V201L155 202H152ZM115 204H117V203H115ZM114 204V205H115ZM222 204V203H221ZM227 204V203H226ZM240 204V203H239ZM260 204H262V203H260V202H256L255 201V203H254V205L252 204V206H250V208H251V213H250V216H251V214L252 215H254L255 213H258V211H260ZM21 205V207H19ZM160 205V206H161ZM199 205V204H198ZM203 205V204H202ZM206 206H207V204H205ZM260 205V206H259ZM103 206H105V205H103ZM112 206V205H111ZM110 206V207H111ZM118 206V205H117ZM125 206V205H124ZM205 206V208H210V207H206ZM109 207V208H110ZM113 207H116V205L115 206H112V208ZM234 207V206H233ZM233 207H231V208H233ZM242 207V206H241ZM101 208H103V212H102V214L101 213H99L98 211V214H100V215H103L104 213H106L105 211H107V213H106V215H108V213L110 212V213H112L111 211H108L107 209H109V208H107L106 209V207H101ZM100 208V209H101ZM112 208H110L111 210H114V209H112ZM118 208H119V206H118ZM199 208H200V206H199ZM230 208V209H231ZM245 208H249V207H245ZM244 208V209H245ZM202 209V208H201ZM200 209V210H201ZM222 208H220L219 210H221ZM228 209H229V207H228ZM229 209V210H230ZM246 209V210H247ZM116 210V209H115ZM123 210V209H122ZM226 211H227V208L225 209ZM235 210V209H234ZM238 210V209H237ZM57 211V210H56ZM125 211V210H124ZM149 211V210H148ZM191 211H193V212H191ZM202 212L201 213H207V212H209V210L208 211H206L205 212V210H201ZM223 211V210H222ZM231 211V210H230ZM263 211V210H262ZM11 212H12V215H11V220L10 221H8V216H9V214H11ZM23 212V213H22ZM119 212H121V211H119ZM126 212V211H125ZM189 212V213H188ZM198 212H200V211H198ZM210 212H214V214H216L215 212H218L216 209H211L210 208ZM228 212V211H227ZM226 212V213H227ZM232 212V211H231ZM231 212H229V213H231ZM243 212V211H242ZM248 212V211H247ZM29 213H31V215L29 214ZM57 213H61L60 211L59 212H56V214ZM145 213V212H144ZM200 213V214H201ZM221 212H219V214H220ZM245 213V212H244ZM243 213V214H244ZM18 214V215H17ZM55 214V213H54ZM53 214V215H54ZM55 214V215H56ZM140 214V213H139ZM146 214V213H145ZM145 214H140L141 216V219H142V216L144 215V217H145ZM208 214V213H207ZM211 214H213V213H211ZM210 214V215H211ZM213 214V215H214ZM236 214V213H235ZM243 214H242V216H243ZM264 214V213H263ZM59 215V214H58ZM152 215V214H151ZM229 215V214H228ZM249 215V214H248ZM61 216H63V214L61 215ZM109 216V215H108ZM110 216H111V214H110ZM216 216V215H215ZM221 216H223L224 217V219H225V216L223 215V214H221ZM230 216H231V214H230ZM230 216H229V218H230ZM239 216V215H238ZM10 217V216H9ZM57 217V216H56ZM59 217V216H58ZM107 217V216H106ZM139 217V216H138ZM143 217V218H144ZM211 217V216H210ZM220 217V216H219ZM233 217V216H232ZM235 217H236V215H235ZM262 217H263V215H262ZM26 218V219H25ZM38 218H40L39 220H38ZM109 218V217H108ZM113 218V217H112ZM120 218V217H119ZM155 218V217H154ZM204 218V217H203ZM215 218V217H214ZM220 218H222V217H220ZM227 218V217H226ZM244 218V217H243ZM25 219V220H24ZM132 219V218H131ZM131 219H130V221H131ZM149 219V218H148ZM156 219V218H155ZM198 219V218H197ZM232 219V218H231ZM235 219V218H234ZM24 220V221H23ZM61 220V219H60ZM94 220H96V218L94 219ZM104 220V219H103ZM113 220H114V218H113ZM146 220V219H145ZM218 220V219H217ZM230 220V219H229ZM253 221H252V223L250 222V224H249V226L247 227V226H245V225H243V224H240V225H238L237 226V230L235 231L236 232V235L237 236H235L234 235V237H232V241H233V243H234V247H235V252H234V256L235 257H237V258H234L235 260V262L237 263V264H243V263H245V264H262L263 262H264V248L262 247V246H260L259 244L260 243H257V238L260 240V236L261 235H263L264 234V223H262L260 226H258V225H255V224H253V222H254V219H252ZM256 221H258L259 220V223H260V221H261V219H255ZM97 221V220H96ZM100 221V220H99ZM123 220H121V222H122ZM151 221V220H150ZM155 221V220H154ZM159 222H160V220H158ZM214 222H215V220H213ZM227 221V220H226ZM105 222V221H104ZM108 222H111L112 223V220L110 219V220H108ZM161 222H163L162 220H161ZM202 222V221H201ZM211 222H212V220H211ZM217 222V221H216ZM219 222V221H218ZM225 222V221H224ZM32 223V222H31ZM102 224H100V225H103V226H106L105 224L107 223H103V222H101ZM118 223V222H117ZM142 223V222H141ZM164 223V222H163ZM203 223V222H202ZM221 223V222H220ZM220 223H219V225H220ZM227 223V222H226ZM94 224V223H93ZM98 224V223H97ZM168 224H165L166 226L168 225ZM205 224H206V221H205ZM109 225V224H108ZM161 225V224H160ZM164 225V224H163ZM200 225V224H199ZM227 225V224H226ZM237 225V224H236ZM94 226V225H93ZM92 226V227H93ZM97 226V225H96ZM111 226V225H110ZM144 226V225H143ZM151 226V225H150ZM153 226V225H152ZM165 226V227H166ZM210 226V225H209ZM218 226V225H217ZM225 226V225H224ZM32 227H31V230H32ZM33 227V228H34ZM101 227V226H100ZM107 227V226H106ZM192 227V226H191ZM219 227V226H218ZM223 227V226H222ZM221 227V228H222ZM236 227V226H235ZM55 228V230H53V234L56 236V237H62L63 236V234L62 233H64L63 232V230H62V227L60 228L59 226H56V227H54ZM111 228V227H110ZM220 228V227H219ZM243 228H245L246 229V231L245 232H243L242 233V229ZM48 229V230H49ZM93 229V228H92ZM95 229H96V227H95ZM106 229V228H105ZM108 229V228H107ZM143 228H141V230H142ZM146 229H148V228H146ZM168 229L169 228H167V230L166 231H168ZM193 229H195L194 227H193ZM206 229V228H205ZM214 229V228H213ZM216 229H217V227H216ZM216 229H215V231H216ZM224 229H226V228H224ZM10 230V229H9ZM52 230H49V231H52ZM94 230V229H93ZM144 230V229H143ZM149 230V229H148ZM157 231H158V229H156ZM170 230V229H169ZM208 230V229H207ZM210 230V229H209ZM35 231V230H34ZM46 231V230H45ZM106 231L107 230H98V235H97V237L99 236V237H101V236H106ZM146 231V230H145ZM191 231V230H190ZM189 231V232H190ZM219 231V230H218ZM222 231H223V228H222ZM227 231V230H226ZM225 231V232H226ZM7 232V231H6ZM9 232H11V231H9ZM43 232V231H42ZM48 232V231H47ZM159 232V231H158ZM158 232H157V234H158ZM234 232V231H233ZM247 232V233H246ZM1 233V232H0ZM52 233V232H51ZM133 233V232H132ZM162 233V232H161ZM170 233H171V231H170ZM199 232H197V234H198ZM201 233V232H200ZM203 233V232H202ZM239 233V234H238ZM245 233V234H244ZM12 234V233H11ZM44 234H46V233H43V236L44 237H42V239L44 240V241H46L47 240V242H44V241H42V243L40 244V248L39 247H36V249L34 248V252H37V253H39L40 255L42 254V256H46L45 257V259L47 258L48 260H52V259H56L57 258V251H56V245H60V243L59 242H55L54 240H52V239H50L49 237H48V235L46 234V235H44ZM126 234H128V233H126ZM146 234V233H145ZM149 233H147L146 235H148ZM156 234V233H155ZM184 234V233H183ZM206 234H207V232H206ZM210 234V233H209ZM214 234V233H213ZM215 234L217 235V237L219 236L218 234H217V232H215ZM223 234V233H222ZM244 234V235H243ZM14 235V234H13ZM72 236V234H70V233H68L67 232V234H66V236L68 237V236ZM86 235V234H85ZM88 235V234H87ZM130 234H128V236H129ZM187 235V234H186ZM190 235V234H189ZM192 235V234H191ZM202 235H204V234H202ZM224 235H225V233H224ZM53 236V235H52ZM51 236V237H52ZM65 236V237H66ZM70 236V237H71ZM126 236V235H125ZM128 236H126V237H128ZM139 236H141V235H137V238L139 237ZM149 236V235H148ZM147 236V238H149ZM159 236H160V233H159ZM169 236V235H168ZM205 236V235H204ZM212 236V235H211ZM226 236H227V234L224 236V240L226 241ZM78 237V236H77ZM83 237V236H82ZM130 237H132L131 235H130ZM146 237V236H145ZM161 237H163L162 235H161ZM167 237V236H166ZM192 237H193V235H192ZM210 237V236H209ZM216 237V236H215ZM216 237V238H217ZM73 238V237H72ZM71 238V239H72ZM85 238V237H84ZM124 239H125V237H123ZM146 238V239H147ZM194 238V237H193ZM192 238V239H193ZM198 238V237H197ZM199 238H200V236H199ZM60 239V238H59ZM58 239V240H59ZM62 239H65V238H63L62 237ZM109 239V238H108ZM117 239V238H116ZM119 239L121 240V238L119 237ZM162 238H160V242L161 243H163V241L164 240H161ZM169 239H171V238H169ZM205 239V238H204ZM209 239V238H208ZM212 239V238H211ZM210 239V240H211ZM223 239L221 240L222 242H223ZM227 239H228V236H227ZM66 240V239H65ZM120 240H118V241H120ZM130 240H131V238H130ZM158 240V239H157ZM167 240V239H166ZM126 241V240H125ZM132 241V243L134 242L133 240H131ZM147 241H149L148 239H147ZM159 241V240H158ZM174 241V240H173ZM184 241H186V240H184ZM207 240H203V239H200V242L197 240L196 241V239L194 238L192 241H190L189 242V244H188V249H190V251L191 252H197V251H201V250H203V251H201V253H202V255L203 256H205V254H206V256H212V253H213V251H212V248L214 247V246H216V244L215 245H213L212 247H210V245H209V247L207 246V244H209V243H206L205 245H204V243L206 242ZM216 241V240H215ZM219 241V240H218ZM221 241H220V243H221ZM263 241H264V239H263ZM41 242V241H40ZM44 242V243H43ZM121 242V241H120ZM142 242V241H141ZM209 242V241H208ZM227 242V241H226ZM10 243V242H9ZM49 244L48 246H46V244ZM122 243V242H121ZM126 243V242H125ZM131 243V244H132ZM139 243V242H138ZM145 243H146V241H145ZM144 243V244H145ZM167 243V242H166ZM168 243H170L169 241H168ZM215 243V242H214ZM225 243V242H224ZM223 243V244H224ZM11 244V243H10ZM62 244V243H61ZM113 245H114V243H112ZM116 244H117V242H116ZM135 244V243H134ZM143 244V245H144ZM148 244V243H147ZM151 244V243H150ZM152 244H154V247H159L158 246V242H152ZM151 244V245H152ZM211 244V243H210ZM213 244V243H212ZM211 244V245H212ZM219 244V243H218ZM217 244V245H218ZM226 244H228V243H226ZM262 244V243H261ZM62 245H64V244H62ZM121 245V246H120ZM120 245H116V246H118V251H112V250H110V251H108L110 248H109V246H108V250L107 249H105V251L104 252H102L104 249H102V248H99L98 249V247H97V245H95L93 242H85V241H83V243L82 244H80V245H78L79 247H74L73 246V248L74 249H76L77 251H79L80 252V254H82L83 256H85V257H87L89 260H90V262L92 263V264H118V263H120V261H121V264H122V261L123 260H125L124 258H126V257H128L127 255H131V256H134L133 254H137L135 251V253L134 252H132L133 250H131L130 248H128V245H127V248H125L124 247V245H122V244H120ZM141 245H142V243H141ZM142 245V248L141 249H145V247ZM184 245V244H183ZM10 246H12V245H10ZM68 246V245H67ZM137 246V245H136ZM153 246V245H152ZM175 246H176V243H175ZM222 246V245H221ZM224 246H225V244H224ZM228 246H229V244H228ZM227 246V247H228ZM101 247V246H100ZM107 247V246H106ZM115 247V246H114ZM122 247V248H121ZM134 247V246H133ZM150 247V246H149ZM148 247V248H149ZM161 247V246H160ZM163 247V246H162ZM171 247V246H170ZM39 248V249H38ZM105 248V247H104ZM140 248V247H139ZM138 248V249H139ZM217 248H220V246H218ZM223 248V247H222ZM31 249V248H30ZM101 249V250H100ZM113 249V248H112ZM132 249H134V248H132ZM136 249V248H135ZM134 249V250H135ZM143 249V250H144ZM146 249H147V245H146ZM157 248H155V250H156ZM160 249V248H159ZM163 249H165V248H163ZM215 249V248H214ZM106 250H107V252H106ZM114 250H116V249H114ZM152 250V249H151ZM162 250V249H161ZM140 251H142V250H140ZM148 251V250H147ZM153 251V250H152ZM151 251V252H152ZM157 251V250H156ZM155 251V252H156ZM166 251V250H165ZM216 251V250H215ZM222 251H224L223 249H222ZM102 252V253H101ZM176 252V250L174 251V253ZM190 252V253H191ZM218 252V251H217ZM216 252V253H217ZM221 251H219V253H220ZM178 253H180V252H178ZM189 253V254H190ZM200 253V254H201ZM224 253V252H223ZM36 254V253H35ZM124 255L125 254V256H124V258H119V256L120 255ZM158 254V253H157ZM177 254V253H176ZM184 254V253H183ZM188 253H187V255H189ZM214 254H215V252H214ZM123 255H122V257H123ZM139 255H140V253H139ZM144 255V254H143ZM180 255V254H179ZM190 255H192V254H190ZM195 255V254H194ZM201 255V256H202ZM221 256H222V254H220ZM39 256V255H38ZM136 256V255H135ZM152 256L154 257V255L152 254ZM152 256H150V258L152 257ZM158 256V255H157ZM182 256V255H181ZM205 256V257H206ZM227 256V255H226ZM163 256H161V258H162ZM178 257V256H177ZM191 257V256H190ZM205 257H203V258H205ZM138 258V257H137ZM157 258H159V256L157 257ZM180 258V257H179ZM179 258L177 259V260H179ZM195 258H196V256H195ZM198 258H199V256H198ZM211 258V257H210ZM218 258V257H217ZM229 258H231V255L229 256ZM28 259V258H27ZM39 259H41V258H39ZM58 259V258H57ZM128 259V258H127ZM126 259V260H127ZM131 259H132V257H131ZM130 259V260H131ZM153 259V258H152ZM167 259V258H166ZM213 259H214V257H213ZM212 259V260H213ZM228 259V258H227ZM226 259V260H227ZM42 260V262H43V259H41ZM125 260V261H126ZM173 260V259H172ZM182 260H183V258H182ZM211 260V261H212ZM229 260V259H228ZM39 261V260H38ZM37 261V262H38ZM45 261V260H44ZM59 261V260H58ZM133 261V260H132ZM131 261V262H132ZM210 261V260H209ZM218 262H219V264L220 263H223L222 262V259H220L219 258V260H217ZM230 261V260H229ZM31 262H33V261H31ZM130 262V263H131ZM136 262V261H135ZM150 262V261H149ZM212 262H214V261H212ZM218 262H217V264H218ZM227 262V261H226ZM44 263H46V262H44ZM48 263V262H47ZM124 263V262H123ZM160 263V262H159ZM172 263H173V261H172ZM189 263V262H188ZM197 263V262H196ZM228 263V262H227ZM38 264V263H37ZM40 264V263H39ZM59 264H62L60 261H59ZM171 264V263H170ZM186 264V263H185ZM233 264V263H232Z\"/></svg>",
  "mask_w": 264,
  "mask_h": 264
},
{
  "label": "snow or ice",
  "instance_id": "obj_4",
  "mask_svg": "<svg viewBox=\"0 0 264 264\" xmlns=\"http://www.w3.org/2000/svg\"><path fill=\"white\" fill-rule=\"evenodd\" d=\"M83 4V0H79V2ZM146 4V3H145ZM140 3H137V7H139ZM147 5V4H146ZM104 20L97 17H88L84 14V11L79 8L73 9V11L69 14L68 18L63 21L64 27L67 29V32H70L71 35L65 36V42H59L60 48L67 56H80L84 54L86 57L87 62H91L94 64H99L101 68L105 62V57L109 54H114L116 52L114 47H109L108 45L104 44L105 38H107L108 33H111L116 28L115 24H110V26H106V30L102 28ZM94 36H99V40L93 39ZM103 45V46H102ZM46 49L52 48V45L45 44ZM52 53H49L51 56ZM228 64V60H222L220 62V69L225 68ZM86 63L82 64L81 67H86ZM74 72L75 69H72ZM90 71V70H89ZM71 75L70 72H64L62 75L53 71L51 73H46L45 76L36 81L33 84V87H36L38 91L43 93H50L53 89L61 88V87H76L77 85L88 83L89 81L82 80L80 78H75L74 83L68 84H57L55 82L56 78H67V76ZM108 75V73H105ZM51 76L52 78H49ZM96 85L103 86L104 80L103 79H96L94 81ZM110 89H118V88H146L150 89L152 86L148 84H119V83H108L106 85ZM163 91V89H160ZM31 93L25 92L23 93L24 96L30 95ZM5 97L0 96V99H4ZM11 99V97H8ZM43 99H48L47 95H43ZM211 112L217 111V109L209 108ZM251 119V117H249Z\"/></svg>",
  "mask_w": 264,
  "mask_h": 264
},
{
  "label": "crops",
  "instance_id": "obj_5",
  "mask_svg": "<svg viewBox=\"0 0 264 264\" xmlns=\"http://www.w3.org/2000/svg\"><path fill=\"white\" fill-rule=\"evenodd\" d=\"M260 171V170H259Z\"/></svg>",
  "mask_w": 264,
  "mask_h": 264
}]
</instances>
